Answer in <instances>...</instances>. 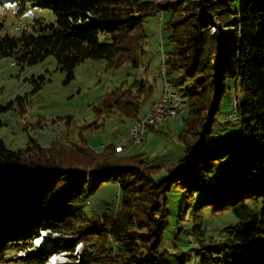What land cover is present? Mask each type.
I'll list each match as a JSON object with an SVG mask.
<instances>
[{
    "label": "trees",
    "instance_id": "1",
    "mask_svg": "<svg viewBox=\"0 0 264 264\" xmlns=\"http://www.w3.org/2000/svg\"><path fill=\"white\" fill-rule=\"evenodd\" d=\"M4 2L50 8L55 20L35 18L31 30L0 35V57L25 66L54 55L68 79L87 59L112 70L142 66L149 37L144 24L162 13L166 76L186 102L179 134L186 155L161 172L165 164L149 162L144 153H119L117 142L100 150L65 133L48 145L30 137L25 147L12 149L0 136V262L11 244L21 250L32 244V234L52 229L74 235L55 238V249L73 251L82 243L80 261L63 264H170L172 254L177 264H264V0ZM39 78L33 77L36 89L45 75ZM152 91L140 76L106 93L95 110L136 121ZM229 102L234 113L222 119ZM149 126L162 133L160 123ZM105 180L120 184L118 208L86 215L80 207ZM227 211L237 221L218 230L211 225L218 236L208 235L206 223ZM186 217L192 222L185 234H193L197 248L187 253L176 241L174 251L166 248L173 227L175 239L184 240L178 221ZM50 254L21 259L41 263Z\"/></svg>",
    "mask_w": 264,
    "mask_h": 264
},
{
    "label": "rangeland",
    "instance_id": "2",
    "mask_svg": "<svg viewBox=\"0 0 264 264\" xmlns=\"http://www.w3.org/2000/svg\"><path fill=\"white\" fill-rule=\"evenodd\" d=\"M9 3L4 2L0 6ZM17 5L18 10L15 15L7 13L3 18H0V35L19 34L23 28L31 30L35 18H42L45 21L55 20V14L50 8L27 4ZM21 9L22 11H19ZM29 9L33 10L31 18L22 20V15ZM165 18H168L167 13ZM159 21L160 14L157 13L146 19L144 26L149 37L146 44L147 52L140 56L142 62L140 67L124 65L112 70L107 69L105 62L87 59L76 66L74 75L68 79L66 72L60 67L54 55H48L37 64L25 66L16 63V60L9 56L0 57V106L5 107L0 110V136L6 145L12 149L23 148L30 137L37 139L42 145H48L65 133L69 135L68 137L76 140L84 137L92 148L100 150L103 145H108L111 142L123 143L135 120L115 113H110L107 116L96 111L95 107L100 105L106 93L114 91L118 87H128L140 76L148 78L153 85V91L142 106L141 113H144L145 110L148 111L153 101L161 100L164 80L158 72L163 60L162 44L164 43L165 50L167 45L165 33L161 32ZM13 61L15 62L13 63ZM41 74L45 75V79L36 89L33 77L39 80ZM228 93L232 99L235 98L234 92ZM19 95L22 98L17 99ZM237 95L240 96L241 91H238ZM12 100L13 103L9 105L8 103ZM223 111L222 119H228L229 115L234 113L232 103H226ZM184 114H186L185 108L179 116H170L159 122L162 133L157 127L149 126L144 142L135 145L126 153H144L148 158H151L148 161H152L153 164L167 163L171 159L176 161L185 156V147L179 139V134L184 128ZM99 119L103 121L102 125L85 126ZM223 133L226 132L223 131ZM167 167L169 164L162 166L161 172L165 171ZM120 192L122 190L118 181H102L92 189L80 210H83L88 216H95L105 208H116V205L121 202ZM178 204L179 201L175 203V218L178 217L176 209ZM236 221L237 217L230 211L215 217L212 216L206 223V233L218 236L217 231L212 228L213 225L215 230H218L222 226ZM191 222V219L187 217L182 222L178 221V226H184V234H181V238L184 239L182 242L175 239L176 228L173 227V231L164 238L163 245L174 251L176 241L183 245L187 253H190L191 247L197 248L198 243L193 234H185L187 227L191 228ZM58 238L64 239V237L56 239ZM64 240L66 241V239ZM19 248L18 243L11 244L0 264H25L21 258H15L14 255L13 258H10ZM49 248L47 251L53 250L51 247ZM64 250L70 251V249ZM192 252L195 254L193 260L196 262L195 250ZM170 258V264H177L175 254H172ZM190 262L192 263V261ZM32 263L34 264V262L29 264Z\"/></svg>",
    "mask_w": 264,
    "mask_h": 264
},
{
    "label": "bare ground",
    "instance_id": "3",
    "mask_svg": "<svg viewBox=\"0 0 264 264\" xmlns=\"http://www.w3.org/2000/svg\"><path fill=\"white\" fill-rule=\"evenodd\" d=\"M160 18L162 19V13L160 15ZM82 24V23H81ZM15 61H13L14 63ZM164 63V60L162 61ZM166 68V65H165ZM174 89V88H173ZM176 93H180L178 90L174 89ZM156 101L153 102L149 108V110L139 119L135 121V123L132 125V127L129 130V133L125 136L123 143L117 144V151L119 153H126L128 150L132 149L135 145L142 144L146 137V132H139L136 134L134 140H129V137L133 134V132L136 130L137 123L141 122L147 115L148 112H151L153 106L155 105ZM180 114H171V115H155L151 116V122L149 124H155L164 121L166 118L170 116H179ZM118 208V207H116ZM57 237H64V239L69 240L74 237V235L69 234H62L61 232L52 230V229H44L37 233L32 234V244L29 245L26 248L19 249V251L14 255L15 258H23L30 252H36V251H43L50 249H53L51 251V254L49 257L41 263H34V264H63L66 262L71 261H80L81 257V249H82V243H78L74 250H64V249H55V238ZM52 252H54L52 254ZM13 258V256L11 257ZM29 264V263H27ZM33 264V263H32Z\"/></svg>",
    "mask_w": 264,
    "mask_h": 264
},
{
    "label": "built area",
    "instance_id": "4",
    "mask_svg": "<svg viewBox=\"0 0 264 264\" xmlns=\"http://www.w3.org/2000/svg\"><path fill=\"white\" fill-rule=\"evenodd\" d=\"M160 1V0H159ZM159 76L164 80V91L161 100L156 101L151 112L136 125V130L129 137V140H134L136 134L139 132H146L148 125L151 122V116L155 115H171V114H181L183 108L186 107V102L184 101L180 93L171 88V83L168 81L166 76L165 63H161L159 69ZM118 207V205H116Z\"/></svg>",
    "mask_w": 264,
    "mask_h": 264
},
{
    "label": "clouds",
    "instance_id": "5",
    "mask_svg": "<svg viewBox=\"0 0 264 264\" xmlns=\"http://www.w3.org/2000/svg\"><path fill=\"white\" fill-rule=\"evenodd\" d=\"M18 10V5L15 3H9L5 4L3 6H0V18H3L7 13H11L12 15H15ZM33 10L29 9L24 12L21 19H30L32 15ZM15 31V30H14Z\"/></svg>",
    "mask_w": 264,
    "mask_h": 264
},
{
    "label": "crops",
    "instance_id": "6",
    "mask_svg": "<svg viewBox=\"0 0 264 264\" xmlns=\"http://www.w3.org/2000/svg\"><path fill=\"white\" fill-rule=\"evenodd\" d=\"M147 111L145 110L144 111V113H146ZM162 125H163V123H162ZM161 133V132H160ZM151 159V158H150ZM174 161V159H171V161H169V162H167V163H162V164H165V165H167V164H170L171 162H173Z\"/></svg>",
    "mask_w": 264,
    "mask_h": 264
}]
</instances>
